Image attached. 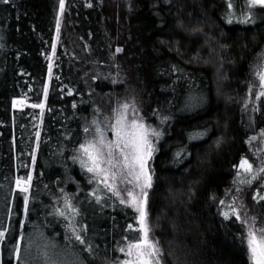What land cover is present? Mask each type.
<instances>
[{"label":"trees","instance_id":"trees-1","mask_svg":"<svg viewBox=\"0 0 264 264\" xmlns=\"http://www.w3.org/2000/svg\"><path fill=\"white\" fill-rule=\"evenodd\" d=\"M59 3L0 0V264L124 260L138 213L120 203L119 175L121 197L82 167L79 150L124 104L159 130L146 210L161 264H253L247 231L251 214L264 227V189L249 186L250 213L239 219L226 218L221 201L241 160L255 165L247 100L264 8L242 24L229 22L225 0H65L44 109L34 108L44 101ZM29 175L25 193L16 182Z\"/></svg>","mask_w":264,"mask_h":264},{"label":"snow or ice","instance_id":"snow-or-ice-1","mask_svg":"<svg viewBox=\"0 0 264 264\" xmlns=\"http://www.w3.org/2000/svg\"><path fill=\"white\" fill-rule=\"evenodd\" d=\"M7 2V0H5ZM264 6V0H249V6ZM61 11H63V0H61ZM231 7V5H230ZM57 30H59V21H57ZM117 51H121L117 49ZM261 81V87L264 88V73L259 74ZM46 95V92H45ZM260 96H264V91L260 93ZM15 104H23L24 101H15ZM34 108H43V104H34ZM123 113L117 115L116 122L112 126L115 140L106 141L104 133L100 128L96 129L98 139L87 144L80 145V152L83 158L80 160L82 167L87 172L93 173L94 178L96 176L102 177L101 183L105 187L112 191L116 196L121 197L120 191L114 186L118 178L120 182L131 186L125 188L124 192L126 196L120 198L121 204H127L129 207L135 209L138 216L136 217L138 228H134L133 225H128V229L137 232L139 235L135 238L134 242L129 241L126 244V248H121V252H125L128 257H135V259H125L122 264H161V252L157 242H154L149 238L150 227L148 224V213L146 210L147 205V191L146 189L151 187V175L147 169V160L151 158L152 146L148 140L149 129L145 127L142 122L132 119L128 122L127 109L130 107L128 104H124ZM88 129H85L87 132ZM157 135V133H152ZM39 133H37V136ZM104 165H107L105 167ZM238 169L245 173L251 174L253 172V166L247 159H242L238 165ZM259 173H264V168L258 170ZM240 171L237 172L239 178ZM257 178L256 175L252 176V180ZM32 180V176L29 175L26 180L23 178L17 180V186L22 192L28 191V185ZM109 181H112L111 183ZM251 180L241 181V183H251ZM21 184L24 186L21 187ZM139 189L137 194L136 189ZM264 199V196L260 197ZM25 210L27 211V196L24 197ZM99 200V197H97ZM223 203V201H221ZM67 210L72 214H77V209L71 204L70 201H65ZM233 215L239 219V213L235 208L231 209ZM60 216H65L64 211L59 212ZM227 218L229 213H224ZM244 223H249L244 221ZM75 239L81 244L84 243L83 238L75 233ZM4 233L0 232V237ZM247 247L251 254L253 264H264V228L255 227V218L252 219V223L248 227L247 231ZM17 256H19V248L16 249Z\"/></svg>","mask_w":264,"mask_h":264},{"label":"rangeland","instance_id":"rangeland-1","mask_svg":"<svg viewBox=\"0 0 264 264\" xmlns=\"http://www.w3.org/2000/svg\"><path fill=\"white\" fill-rule=\"evenodd\" d=\"M225 1L227 2V5H228L227 15L231 16L229 18V22L235 21V22L242 23V24H247L250 21L254 22L257 18V14L255 13L256 12L255 8L256 7H263L264 8V6H260V5L250 7L249 6V0H225ZM60 4H61V0L59 3L58 16H57V21H59V30H57V28H56L54 48H53L52 54L50 55L49 73H48V79H47L46 90H45L46 95L44 93V101L42 103L43 105L45 104V100L47 98L49 81H50V77L52 74L53 56L55 54V50H56V46H57V39H58V35L60 32L61 17H62V13H63V11H61ZM63 4L65 6V0H63ZM230 5H231V7H230ZM63 10H64V7H63ZM253 66H254L253 67V79L255 81V85H257V89L255 90L254 93H251L252 96L249 97L247 101L249 102L248 105H250L249 106V115H250L249 125L251 128V135L248 139V146H249V150L251 151L250 154H251V156H253L252 158L254 159L255 165L251 163L252 161L249 160L248 157L244 158V159H247L249 161V163L252 164L253 172L251 174H248V173H245L239 169L238 171H240V176H239V178L237 177V179H236L235 187L231 190L230 196L228 198H225L224 200H222L223 201V203H221L222 214L224 215V213L227 212V213H229L228 217L232 215V212H231L232 208H235L239 214L250 213L248 211V208H247V204H248L247 198L251 197L253 194L248 189L252 183H254V187H256V188L262 187V189H264V173L258 172V170L260 168H264V129L261 130V127L263 125H260V124H262V121L261 120L257 121V115H258L257 111H259V106L261 108L260 101H261V99H264V96H260V93L262 91H264V88L261 87V81L259 78V74L264 73V51L261 52L256 57V60L253 63ZM21 100L24 101L23 99H17V100H14V102L15 101H21ZM25 105H26L25 101L23 104H15L14 103V108L21 109V108H24ZM42 109H44V107ZM124 111L125 110L123 109L122 113ZM127 116H128V122H130L132 119H136L137 121L142 122L145 125V127L147 129H149L148 140L151 142V146L153 147V143H154L153 139L159 135V130L156 129L155 127H152V126L148 127L144 123V121L141 119L140 115L135 110L128 108L127 109ZM116 117L113 116V118L111 120H110V118L106 119L104 126L100 125V124H98L96 126V129L100 128L103 131L104 138L106 141L115 140V135H114V131H113L112 126L116 122ZM96 129H94V132H93L94 134H92L90 136V139L85 144L92 142V141H95L99 138L98 134L96 132ZM259 130H261V131H259ZM153 132L157 133V135H153L152 134ZM149 159L147 160L146 166H147L148 172L150 174ZM105 167H107V165ZM253 175L257 176V178L255 180H252ZM247 180H251L252 182L250 184L249 183H241V181H247ZM120 184H121V186H126V188H129L131 190V186L123 184L121 182H120ZM23 186L24 185L21 184V187H23ZM28 187H29V185H28ZM16 188L20 189L17 186V182H16ZM148 190H149V188L146 189L147 193H148ZM136 192H137V194H139L138 188L136 189ZM257 196H258V192L256 191L255 195H253V198L256 199ZM146 209H147V205H146ZM250 218L251 219L255 218L256 220L258 219L257 217L252 216V214L250 215ZM250 221L252 223V220H250ZM255 223H256V221H255ZM256 225H257V223H256ZM138 227H139V225H138ZM258 228H264V227H258ZM149 238L151 240H153L154 242H157L152 231H150ZM45 251L47 252L46 247H45ZM124 256H125L124 260L125 259H133V260L135 259L134 256L131 258L128 257L125 252H124ZM39 257H40V254H39ZM33 259H35V260H33ZM67 261L69 262L70 260H67ZM75 261H70L69 264H71L72 262H75ZM123 261H121L117 264H122ZM30 263H32V264H46L41 259L37 260L36 256L32 257V261H30ZM61 263H63V261Z\"/></svg>","mask_w":264,"mask_h":264},{"label":"water","instance_id":"water-1","mask_svg":"<svg viewBox=\"0 0 264 264\" xmlns=\"http://www.w3.org/2000/svg\"><path fill=\"white\" fill-rule=\"evenodd\" d=\"M24 100V99H23ZM25 101V100H24Z\"/></svg>","mask_w":264,"mask_h":264}]
</instances>
